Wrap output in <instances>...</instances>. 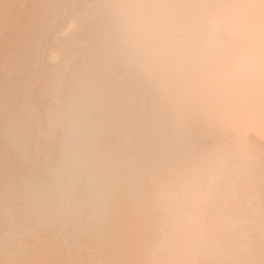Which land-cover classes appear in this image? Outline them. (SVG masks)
Returning a JSON list of instances; mask_svg holds the SVG:
<instances>
[{
	"label": "rangeland",
	"instance_id": "1",
	"mask_svg": "<svg viewBox=\"0 0 264 264\" xmlns=\"http://www.w3.org/2000/svg\"><path fill=\"white\" fill-rule=\"evenodd\" d=\"M51 1L0 58V264H145L168 223L181 264H264L248 250L264 239V156L241 168L247 155L233 151L241 136L264 149V63L254 70L241 45L259 42L264 0ZM222 143L233 164L209 156ZM247 180L254 196L239 195ZM239 205L237 223L223 221ZM244 224L247 249L228 254Z\"/></svg>",
	"mask_w": 264,
	"mask_h": 264
},
{
	"label": "bare ground",
	"instance_id": "2",
	"mask_svg": "<svg viewBox=\"0 0 264 264\" xmlns=\"http://www.w3.org/2000/svg\"><path fill=\"white\" fill-rule=\"evenodd\" d=\"M50 2H51V6H52V1L51 0H49ZM55 1V0H54ZM53 1V2H54ZM57 1H59V0H57ZM62 1H64V0H62ZM92 1V0H91ZM96 1V0H95ZM115 1V0H114ZM118 1V0H117ZM120 1V0H119ZM125 1V0H124ZM142 1V0H141ZM48 2V0H0V53H2V54H0V58L1 57H3V55L5 56V54H6V56H8L9 54V52H8V49L10 48V47H12V46H14V44H16V43H18V40L19 41H21L22 40V38H23V33H24V36H28V35H30V36H32L31 34L32 33H35V31H36V29H34L35 28V26H36V24L34 23V26H33V24H31V22L33 23V22H35V20H36V18L39 16V13H41V11H45V9H47V8H45L46 7V3ZM50 2H49V5H50ZM56 2V1H55ZM66 2V1H65ZM105 2V1H104ZM73 3V2H72ZM84 3H85V1H84ZM94 3V2H93ZM75 4V3H74ZM77 4V3H76ZM97 4V3H96ZM105 4V3H104ZM121 4H122V2H121ZM121 4H116V6L118 5H120V7H121ZM128 4V3H127ZM134 4H135V2H134ZM60 5V4H59ZM63 5V4H62ZM88 5V4H87ZM86 5V6H87ZM106 5V4H105ZM110 5V4H109ZM54 6V5H53ZM78 6V5H77ZM84 6V5H83ZM98 6V5H97ZM100 6V5H99ZM55 7H57V6H55ZM59 7V6H58ZM79 7V6H78ZM96 7V6H95ZM119 7V8H120ZM130 7V6H129ZM61 8V7H60ZM76 8V7H75ZM84 8H85V6H84ZM105 8H106V6H105ZM126 8H128V6L126 7ZM74 9V8H73ZM114 9V8H113ZM118 9V8H117ZM129 9V8H128ZM133 9V8H132ZM136 9V8H135ZM48 10V9H47ZM51 10V9H50ZM50 10L48 11L49 13H50ZM62 10V9H61ZM77 10H79V9H77ZM93 10V9H92ZM94 10H95V8H94ZM108 10V9H107ZM75 11V10H74ZM80 11V10H79ZM114 11V10H113ZM73 12V11H72ZM77 12V11H76ZM83 12V11H82ZM112 12V11H111ZM51 13H53V12H51ZM57 13V12H56ZM62 13V12H61ZM60 13V14H61ZM110 13V12H109ZM121 13V12H120ZM44 14H47V11H46V13H44ZM54 14V13H53ZM125 14V13H124ZM43 15V14H42ZM41 15V16H42ZM67 15H70V14H67ZM77 15V14H76ZM131 15V14H130ZM40 16V17H41ZM50 16V15H49ZM66 16V15H65ZM73 16V15H72ZM71 16V17H72ZM85 16V15H84ZM93 16V15H92ZM123 16V15H122ZM45 17V16H44ZM126 17V16H125ZM50 18H52V17H50ZM49 18V19H50ZM55 18H56V15H55ZM104 18V17H103ZM124 18V17H123ZM38 19V18H37ZM48 18H46V20H47ZM48 19V20H49ZM53 19V18H52ZM120 19V18H119ZM42 20V19H41ZM46 20H43L44 22H46ZM47 20V21H48ZM54 20V19H53ZM53 20H50V22H52ZM65 20V19H64ZM69 20V19H68ZM102 20H104V19H102ZM118 20V19H117ZM235 20H237V19H235ZM255 18H249L248 20H243V25L245 24V26H246V28L244 27V32H246L247 34H248V32L250 31V29H249V25L250 24H254V22H255ZM60 21V20H59ZM80 21V20H79ZM83 21H84V19H83ZM99 22H100V20H98ZM120 21V20H119ZM56 22V21H55ZM88 22V21H87ZM43 23V22H42ZM66 23V22H65ZM229 23H234L233 21H230ZM48 23H46V25H47ZM62 24V23H61ZM95 24V23H94ZM99 24V23H98ZM117 24V23H116ZM32 25V26H31ZM38 25H40V24H38ZM43 25V24H42ZM57 25V24H56ZM66 25V24H65ZM88 25V24H87ZM103 25V24H102ZM27 26H30V27H34L33 29L35 30V31H31V30H33L32 28H30V27H27ZM44 27H45V25H43ZM80 26V25H79ZM83 26V25H82ZM225 26V25H224ZM25 27V28H24ZM43 27V28H44ZM49 27V26H48ZM53 27V26H52ZM84 27V26H83ZM106 27V26H105ZM104 27V28H105ZM28 28H30V31H29V29ZM74 28V27H73ZM26 29V30H25ZM39 29H41V27L39 28ZM39 29L37 30V31H39ZM48 29V28H47ZM86 29V28H85ZM226 29H228V27H226ZM26 32H25V31ZM27 30H28V32H27ZM45 30V29H44ZM60 30V29H59ZM64 30V29H63ZM41 31V30H40ZM56 31V30H55ZM75 31V30H74ZM112 31V30H111ZM43 32V31H42ZM46 32V31H45ZM103 32V31H102ZM106 32V31H105ZM27 33H30V34H28V35H25V34H27ZM37 33L38 32H36V35H37ZM53 33V32H52ZM94 33V32H93ZM254 33H255V35H254V37H255V39H258L259 40V42H250V41H244L245 40V38L243 39V40H241V45L243 44V47L245 48V49H255V53H251V52H249V56L251 57V61H250V64H251V67L254 69V70H257V68L259 67V66H261L264 62H263V60H264V29H257V30H255L254 31ZM41 33L39 32L38 33V35H40ZM44 35H45V33H43ZM72 34V33H71ZM84 34V33H83ZM87 34V33H86ZM35 34H33V36H34ZM35 35V36H36ZM53 35V34H52ZM56 36H57V34H55ZM82 35V34H81ZM29 36V37H30ZM34 36V37H35ZM73 36V35H72ZM93 36V35H92ZM98 36V35H97ZM44 37V36H43ZM46 37V36H45ZM44 37V38H45ZM49 37V36H48ZM70 37V36H69ZM84 37V36H83ZM87 37H89V36H87ZM26 38V37H25ZM24 38V39H25ZM28 38V37H27ZM64 38V37H63ZM76 38V37H75ZM31 39V38H30ZM47 39V38H46ZM93 39V38H92ZM99 39V38H98ZM37 40V39H36ZM39 40V39H38ZM48 40V39H47ZM64 40H65V38H64ZM63 40V41H64ZM69 40H71L70 38H69ZM55 41H56V39H55ZM55 41L53 42V43H55ZM22 42H23V40H22ZM21 42V43H22ZM45 42V41H44ZM47 42V41H46ZM56 42H58V44L61 42V41H56ZM25 43H26V41H25ZM30 44H32L31 42H29ZM29 43H27L28 44V47H31V45L29 46ZM42 43V42H41ZM50 44V43H49ZM57 44V45H58ZM66 44V43H65ZM86 44V43H85ZM17 46H18V44H16ZM22 44H20L19 43V49H20V47H22L21 46ZM55 45H56V43H55ZM54 45V47H56ZM62 45V44H61ZM71 45V44H70ZM239 45V44H238ZM17 46H16V48H17ZM36 45H34V47H35ZM41 46V45H40ZM44 46V45H43ZM52 46V45H51ZM65 46V45H64ZM24 47H25V45H24ZM23 47V48H24ZM53 47V46H52ZM59 46H57L56 48H58ZM67 47H68V45H67ZM87 47V46H86ZM33 48V47H32ZM49 48V47H48ZM56 48H55V50H56ZM60 48V47H59ZM29 49V48H28ZM27 50V49H26ZM168 50V49H167ZM13 51H15V48H14V50ZM17 51V50H16ZM51 51V50H50ZM56 51H58V50H56ZM72 51H73V49H72ZM171 51V50H170ZM22 52V51H21ZM21 52H19V53H21ZM66 52V51H65ZM52 53H56L55 51L54 52H52ZM38 54V53H37ZM36 54V55H37ZM13 55V54H12ZM12 55H11V57H12ZM16 55H19V54H16ZM27 55H28V53H27ZM49 55V54H48ZM15 56V55H14ZM22 56L23 55H21V58H22ZM26 56V55H25ZM24 56V57H25ZM19 57V56H18ZM18 57H16V58H18ZM27 57V56H26ZM33 57V56H32ZM56 57V56H55ZM5 58V57H4ZM8 58V57H7ZM6 58V61L7 60H9V59H7ZM45 58V57H44ZM100 58V57H99ZM98 58V59H99ZM38 59V58H37ZM53 59V58H52ZM68 59V58H67ZM3 61H4V59H2ZM18 60V59H17ZM25 60V59H24ZM110 60V59H109ZM2 61V62H3ZM19 61H20V59H19ZM33 61V60H32ZM60 61V60H59ZM63 61V60H62ZM61 61V62H62ZM10 62V61H9ZM14 62V61H13ZM15 62H17V61H15ZM29 62V61H28ZM56 62V61H55ZM75 62V61H74ZM6 63V62H5ZM11 64H13L12 62H10ZM26 63H27V61H26ZM34 63V62H33ZM106 63V62H105ZM25 64V63H24ZM38 64H40V63H38ZM2 65V64H1ZM0 65V66H1ZM10 65V64H9ZM17 65V64H16ZM31 65V64H30ZM47 65V64H46ZM72 65V64H71ZM4 66V65H3ZM6 66H7V64H6ZM5 66V67H6ZM28 66H29V63H28ZM2 67V66H1ZM0 67V68H1ZM16 67V66H15ZM44 67H45V65H44ZM48 67H50V66H48ZM10 68H13V66H11ZM59 68V67H58ZM71 68V67H70ZM76 68V67H75ZM4 68H2V70H3ZM29 69V68H28ZM40 69V68H39ZM62 69H64V68H62ZM6 70V69H5ZM10 70V69H9ZM24 70V69H23ZM42 70H45L44 68L42 69ZM46 70H47V68H46ZM50 70H52L51 68H50ZM50 70L49 71H45V73L46 72H49L51 75H52V71L50 72ZM93 70V69H92ZM12 71H13V69H12ZM12 71H9L10 73L12 72ZM14 71H16V69H14ZM25 71V70H24ZM55 71V70H54ZM62 71V70H61ZM5 72H7V71H5ZM16 72H18V70L16 71ZM26 72H28V70L26 71ZM30 72V71H29ZM57 72V71H56ZM110 72H112V71H110ZM182 72V71H181ZM184 72V71H183ZM24 73V72H23ZM41 73H42V71H41ZM40 73V74H41ZM45 73H44V77L46 76V80L45 81H47V79H48V77L47 76H49V77H51L52 78V76H50V75H48L47 73H46V75H45ZM127 73V72H126ZM12 74V73H11ZM18 74V73H17ZM25 74V73H24ZM27 74H29V73H27ZM3 75V74H2ZM7 75V74H6ZM100 75V74H99ZM120 75V74H119ZM182 75H184V74H181V76ZM189 75V74H188ZM188 75H187V77H188ZM9 76V75H8ZM11 76V75H10ZM25 76V75H24ZM27 76V75H26ZM41 76V75H40ZM185 76H186V74H185ZM3 77V76H2ZM13 77H14V72H13ZM12 77V78H13ZM15 77H16V75H15ZM38 77V76H37ZM42 77H43V75H42ZM42 77H40V78H42ZM197 77V76H196ZM8 77H6V78H4V79H7ZM11 78V77H10ZM21 78V77H20ZM26 78V77H25ZM116 78V77H115ZM262 78H264V76L263 77H254V79H255V81H257V82H255V83H257V84H259V83H261L262 81ZM24 79V78H23ZM27 79V78H26ZM36 79V78H35ZM135 79V78H134ZM252 78H247V77H243V79L242 80H244L243 82L244 83H246L247 82V80H251ZM8 80V79H7ZM10 80V79H9ZM16 79H14V81H15ZM18 80V79H17ZM20 80H22V79H20ZM43 80V79H42ZM41 80V82L39 83V85L40 84H42L43 85V81ZM184 80V79H183ZM246 80V81H245ZM6 81V80H5ZM24 80H22V82H23ZM27 81V80H26ZM50 81H52V79H50ZM10 82H12V79H11V81ZM16 82H18V81H16ZM38 82V81H37ZM145 82V81H144ZM250 82V81H249ZM248 82V83H249ZM254 82V81H253ZM0 83H1V80H0ZM5 83V82H4ZM12 83H15V82H12ZM19 83V82H18ZM17 83V84H18ZM21 83V82H20ZM102 83V82H101ZM122 83V82H121ZM241 84V88H244L247 84ZM3 84V83H2ZM16 84V83H15ZM46 84V83H45ZM44 84V85H45ZM142 84V83H141ZM155 84V83H154ZM10 86H11V84H9ZM14 85V84H13ZM21 85V84H20ZM140 85V84H139ZM242 85H244V86H242ZM250 85H252L251 83H250ZM254 85V84H253ZM252 85V86H253ZM256 85V84H255ZM254 85V86H255ZM10 86H8V88L10 87ZM36 86H38V84H36ZM63 86V85H62ZM145 86H147V85H145ZM194 86V85H193ZM252 86H250V87H252ZM33 87V86H32ZM41 87H43V86H41ZM90 87V86H89ZM12 89H14L13 87H11ZM10 88V89H11ZM40 87H38V89H39ZM50 88V87H49ZM110 88V87H109ZM246 88H247V86H246ZM10 89H8V90H10ZM10 90V91H13V90ZM34 89V88H33ZM60 89V88H59ZM202 89V88H201ZM248 89H250V88H248ZM248 89H245L246 91H249ZM18 90V89H17ZM37 89H35V91H36ZM49 90V89H48ZM110 90V89H109ZM203 90V89H202ZM9 91V92H10ZM15 92H16V90H14ZM22 91V90H21ZM30 91H32V90H30ZM34 90H33V92H35ZM149 91V90H148ZM244 91V90H243ZM37 92V91H36ZM39 92V91H38ZM37 92V93H38ZM56 92V91H55ZM143 92V91H142ZM192 92V91H191ZM4 93V92H3ZM7 93V92H6ZM13 93V92H12ZM11 93V94H12ZM17 93V92H16ZM19 93H21L20 92V89H19ZM36 93V94H37ZM67 93V92H66ZM119 93V92H118ZM197 93V92H196ZM215 93V92H214ZM47 94V93H46ZM136 94V93H135ZM13 95H17V94H13ZM195 95V94H194ZM1 96V95H0ZM5 96H8V95H5ZM42 96V95H41ZM96 96V95H95ZM205 96V95H204ZM9 97V96H8ZM15 97V96H14ZM21 97V96H20ZM27 97V96H26ZM137 97V96H136ZM170 97V96H169ZM197 97V96H196ZM4 98V97H3ZM46 98V97H45ZM90 98H91V96H90ZM189 98V97H188ZM5 99V98H4ZM11 99V98H10ZM40 99V98H39ZM21 100V99H20ZM33 100V99H32ZM80 100V99H79ZM144 100V99H143ZM153 100V99H152ZM183 100V99H182ZM10 101V100H9ZM14 101V100H13ZM24 101V100H23ZM31 101V100H30ZM89 101V100H88ZM88 101H87V103H88ZM236 101V100H235ZM1 102V101H0ZM3 102V101H2ZM8 102V101H7ZM15 102V101H14ZM16 102H18V101H16ZM75 102V101H74ZM79 102V101H78ZM85 102V101H84ZM90 102V101H89ZM92 102V101H91ZM127 102V101H126ZM186 102V101H185ZM197 102V101H196ZM253 102V101H252ZM251 102V103H252ZM21 103V102H20ZM19 103V104H20ZM47 103V102H46ZM56 103V102H55ZM86 102H85V104H87ZM4 104V103H3ZM12 104V103H11ZM35 104V103H34ZM84 104V105H85ZM208 104V103H207ZM217 104V103H216ZM259 104V106H260V104L261 103H258ZM22 105V104H21ZM171 105V104H170ZM242 105V104H241ZM23 106V105H22ZM257 106V105H256ZM255 106V108H257ZM262 106V107H261ZM260 107L261 108H263V103H262V105H261ZM50 107V106H49ZM85 107V106H84ZM91 107V106H90ZM89 107V108H90ZM202 107V106H201ZM213 107V106H212ZM246 107V106H245ZM260 107H258L259 109H260ZM6 108H7V106H6ZM174 108V107H173ZM185 108V107H184ZM207 108V107H206ZM0 109H1V107H0ZM11 109V108H10ZM59 109V108H58ZM144 110V109H143ZM197 110V109H196ZM261 110H263V109H261ZM211 111V110H210ZM71 112V111H70ZM77 112H79V111H77ZM82 112H83V110H82ZM143 112V111H142ZM147 112V111H146ZM200 112V111H199ZM47 113V112H46ZM58 113V112H57ZM206 113V112H205ZM61 114V113H60ZM234 114V113H233ZM249 114V113H248ZM77 114H75V116H76ZM80 115V114H79ZM134 115V114H133ZM207 115H209V114H207ZM221 115V114H220ZM247 115V114H246ZM234 116V115H233ZM248 116V115H247ZM7 117V116H6ZM52 117V116H51ZM60 117V116H59ZM244 117V116H243ZM252 116H250V118H251ZM254 117V116H253ZM58 118V117H57ZM81 118V117H80ZM249 118V119H250ZM255 118V117H254ZM42 119V118H41ZM44 119V118H43ZM59 119V118H58ZM199 119V118H198ZM262 119V118H261ZM83 120H84V118H83ZM221 120V119H220ZM253 120V119H252ZM61 121V123H63L62 122V120H60ZM59 121V122H60ZM64 121V120H63ZM75 121V120H74ZM202 121V120H201ZM244 121V120H243ZM251 121V120H250ZM50 122V121H49ZM72 122V121H71ZM252 122V121H251ZM255 122V121H254ZM263 122V121H262ZM42 123V122H41ZM178 123V122H177ZM180 123V122H179ZM235 123V122H234ZM253 123V122H252ZM259 123V122H258ZM241 124V123H240ZM246 124H249L248 122L246 123ZM256 124V123H255ZM186 125V124H185ZM194 125V124H193ZM237 125V124H236ZM57 126V125H56ZM232 126H233V124H232ZM231 126V127H232ZM255 125H254V123H253V126L252 127H254ZM259 126V125H258ZM257 126V127H258ZM39 127V126H38ZM49 127V126H48ZM142 127V126H141ZM196 127V126H195ZM238 127V126H237ZM240 127V126H239ZM248 127L250 128L251 126H250V124L248 125ZM252 127H251V129H252ZM174 128V127H173ZM183 128V127H182ZM243 128H244V126H243ZM246 128V127H245ZM249 128H248V130H249ZM261 128H262V130H263V127L261 126ZM261 128L259 127V130H261ZM44 129V128H43ZM212 129V128H211ZM230 129V128H229ZM236 129V128H235ZM238 129V128H237ZM256 129V128H255ZM82 130L84 131V129L82 128ZM188 130V129H187ZM197 130V129H196ZM222 130V129H221ZM231 130H232V128H231ZM248 130H246L247 132H248V134H250L251 132H249ZM89 131H91V130H89ZM204 131V130H203ZM215 131H216V129H215ZM240 131V130H239ZM244 131V130H243ZM254 131H256V130H254ZM13 132V131H12ZM40 132V131H39ZM80 132V131H79ZM219 132V131H218ZM247 132H245V137H246V135H247ZM261 132H263V131H261ZM89 133V132H88ZM193 133V132H192ZM226 133V132H225ZM254 133V132H253ZM252 133V137H254V135L255 134H253ZM256 133V132H255ZM2 134V133H1ZM6 134V133H5ZM64 134V133H63ZM86 134V133H85ZM201 134V133H200ZM220 134V133H219ZM256 134H258V133H256ZM37 135V134H36ZM45 135V134H44ZM92 135H94V134H92ZM262 135V134H261ZM34 136V135H33ZM39 136V135H38ZM241 136V135H240ZM244 136V135H243ZM248 136V135H247ZM257 136V135H256ZM255 136V137H256ZM49 137V136H48ZM51 137V136H50ZM60 137V136H59ZM85 137V136H84ZM242 137V136H241ZM241 137H239L240 138V140H236V143L234 144V147L237 149H233V151L235 150V151H238V153L239 152H241V153H239V154H245V155H247V158L245 157V159H246V161H248V162H246L245 160H244V158H243V163H240V162H242L241 160H239V164L240 165H242L241 166V168H243V167H249V166H253V165H261V161L257 158V157H259L260 156V154L262 153V155L264 156V149L261 151V148L260 147H262V146H260V141H259V139L257 140V141H259L257 144H259V145H256V144H254L255 142H257V141H255V142H253V140L252 139H257V138H252L251 140L249 139L250 137L248 136L247 138H241ZM264 137V136H263ZM41 138V137H40ZM76 138V137H75ZM208 138V137H207ZM259 138V137H258ZM60 139V138H59ZM195 139V138H194ZM217 139H219V138H217ZM227 139H228V137H227ZM226 139V140H227ZM207 140V139H206ZM38 141V140H37ZM45 141V140H44ZM51 141V140H50ZM85 141V140H84ZM230 141V140H229ZM233 141V140H232ZM252 141V142H251ZM30 142V141H29ZM55 142V141H54ZM262 142H264V140L262 139ZM262 142H261V145H262ZM49 143V142H48ZM101 143V142H100ZM40 144V143H39ZM54 144V143H53ZM223 144V143H222ZM229 144V146H231V144L232 143H228ZM227 143H226V145L225 144H223V145H221L219 148H217V149H215V150H211L210 152H209V156H211V157H213V158H215V159H217V160H219L220 162H222V163H227V164H233L234 162V160L232 159V154L233 153H235V152H233L232 151V154H231V150H230V148H227V145H228ZM42 146V145H41ZM53 146V145H52ZM55 146V145H54ZM233 147V146H232ZM53 148V147H52ZM87 148V147H86ZM49 150V149H48ZM76 150V149H75ZM87 150H89V149H87ZM86 151V150H85ZM90 151V150H89ZM254 151H255V153H257L258 152V154H259V156H258V154L256 155L255 153H254ZM34 153V152H33ZM77 153V152H76ZM237 153V154H238ZM91 154V153H90ZM86 155V154H85ZM234 155V154H233ZM261 155V156H262ZM91 156V155H90ZM235 156V155H234ZM243 156V155H242ZM260 156V157H261ZM240 157H241V155H240ZM91 158V157H90ZM263 158V157H262ZM10 160V159H9ZM133 160V159H132ZM83 161V160H82ZM40 162V161H39ZM89 162V161H88ZM118 162V161H117ZM264 162V161H263ZM83 163V162H82ZM111 163V162H110ZM23 164V163H22ZM79 164V163H78ZM88 164V163H87ZM89 165V164H88ZM263 165V164H262ZM98 169V168H97ZM21 171V170H20ZM100 171V170H99ZM27 177V176H26ZM44 177V176H43ZM13 178V177H12ZM47 181H49V180H47ZM144 181V180H143ZM24 185V184H23ZM258 185V183H257V181H255V180H247V182H245L244 184H243V186H241V188H240V190H239V195H241V194H246L245 196L247 197V195L248 196H254L253 194H251V195H249L248 193H250V192H248L249 190L250 191H252L253 193H254V191L252 190V189H254L255 190V192H258V191H256V189L258 188V187H256ZM47 186V185H46ZM57 186V185H56ZM12 189V188H11ZM243 191H244V193H243ZM223 194V193H222ZM53 195V194H52ZM215 196V197H214ZM213 197H212V199H214V200H216V199H218L219 198V200H220V198H222L223 196H220V195H214ZM262 196V195H261ZM51 198V197H50ZM216 198V199H215ZM231 198V197H230ZM249 198V197H248ZM248 198H246V199H248ZM234 200V199H233ZM28 201V200H27ZM232 201V200H231ZM56 202V201H55ZM214 202V201H213ZM263 203V202H262ZM262 203H261V199H260V197H258L257 198V203H255V205H254V207H256V208H258V209H260L261 208V206H263L262 205ZM215 204V203H214ZM40 205V204H39ZM237 208V207H236ZM44 209V208H43ZM213 210H214V208H212ZM227 209H229V208H227ZM263 211H264V209L263 208H261ZM46 210V209H45ZM182 210V209H181ZM218 210V209H217ZM225 210V209H224ZM233 210V209H232ZM215 211V210H214ZM229 211H230V209H229ZM247 211V207L245 206L243 209H242V206L241 205H239V207H238V209H234L233 211H232V213H229L227 216V219L226 220H223V221H226V223L227 224H231V225H235L236 223H237V221H238V219L240 218V216H242L245 212ZM218 212V211H217ZM222 212H223V210H222ZM225 212V211H224ZM215 214V213H214ZM220 214H222V213H220ZM95 216V215H94ZM220 216V215H219ZM225 216H226V214H225ZM30 219V218H29ZM225 219V218H224ZM28 220V219H27ZM1 221V220H0ZM23 222V221H22ZM6 223V222H5ZM27 223V222H26ZM59 224V223H58ZM167 226L165 227V229H166V231H168V233L167 232H165L164 230H162V232H161V235H160V237L161 238H159V236H158V238L157 239H155V241H157L158 240V242H157V252L156 251H154V253H153V255H154V258L152 257L151 258V260L150 261H147L148 263H145V264H169L170 262H171V260L173 261L172 263L173 264H175V263H177V261L176 260H178V258H177V256H178V254H180L179 252H181V248H179V250H178V247L176 248L177 250H174L175 248L174 247H171L173 250L171 251V253L169 254L173 259H171L170 258V256H168V255H166L165 253H164V251L166 250V253L168 252V251H170V250H168L169 248H168V246L170 245V243H171V240L172 241H174V238L172 239V236H171V234L169 233V229H170V223H168V224H166ZM16 226V225H15ZM71 226V225H70ZM91 226V225H90ZM6 228V227H5ZM99 228V227H98ZM3 229V228H2ZM160 229H162V227L160 228ZM40 230V229H39ZM187 230V229H186ZM157 231V230H156ZM159 231V230H158ZM161 231V230H160ZM1 232V231H0ZM186 232V231H185ZM189 232H191V231H189ZM188 232V233H189ZM160 233V232H159ZM211 233V232H210ZM4 234V233H3ZM233 234L234 235H231L232 236V238H237L238 240H239V242L238 243H236V246L233 244L232 246H229L230 248L231 247H233L234 246V251L236 250L237 252H239L240 250L238 249V248H240L241 250H245V249H247V247H245L246 246V244H245V238L247 237V236H249L250 234H251V226H249V225H243V226H241V230L240 231H234L233 232ZM179 235H182V234H179ZM43 236V235H42ZM236 236H241V237H236ZM156 237V236H155ZM177 237V236H176ZM0 238H2V237H0ZM206 239V238H205ZM60 240V239H59ZM176 241V240H175ZM174 241V242H175ZM178 241H179V239H178ZM181 241V240H180ZM206 241V240H205ZM32 242V241H31ZM34 242V241H33ZM170 242V243H169ZM182 242V241H181ZM61 243V242H60ZM63 243V242H62ZM168 243V244H167ZM179 242H177V243H173L172 242V245H180V244H178ZM189 243H191V244H189V247H191V248H189V249H194L196 246H195V243H193V242H189ZM168 246H167V245ZM186 245V244H185ZM153 247H154V245H153ZM164 247V248H163ZM236 247H238V248H236ZM168 248V249H167ZM236 248V249H235ZM34 249V248H33ZM57 249V248H56ZM71 249V248H70ZM165 249V250H164ZM198 249V248H197ZM43 250V249H42ZM153 250V249H152ZM248 250H249V252L250 251H255L256 253L258 252V256L260 257V258H264V239H258V240H256V243H255V246L253 247V246H249V248H248ZM23 251V250H22ZM27 251V250H26ZM46 251V250H45ZM191 252H192V250H190ZM188 252L187 254H189V253H191V252ZM194 251V250H193ZM234 251H232V248H231V250H229V252H228V254H230L231 252H234ZM177 252V253H176ZM197 252V251H196ZM41 253V252H40ZM54 253V252H53ZM194 252H192V254H193ZM235 253V252H234ZM152 254V253H151ZM173 254V255H172ZM177 254V255H176ZM227 254V255H228ZM28 255V254H27ZM31 255V254H30ZM33 255V254H32ZM166 255V257L168 256L169 258H170V260H169V258H168V260H167V262H169V263H167V262H165L166 261V259H165V261H164V257L163 256H165ZM174 255L176 256V257H174ZM210 255H212V254H210ZM14 256V255H13ZM12 256V257H13ZM19 256V255H18ZM17 256V257H18ZM151 256V255H150ZM229 256V255H228ZM262 256V257H261ZM47 257V256H46ZM50 257V256H49ZM162 257V258H161ZM165 257V258H166ZM34 258V257H33ZM147 259V258H146ZM159 259V260H158ZM10 260V259H9ZM145 260V259H144ZM148 260V259H147ZM162 260H163V262L164 263H162ZM45 261V260H44ZM28 262V261H27ZM39 262V261H38ZM175 262V263H174ZM178 262H179V260H178ZM180 263V262H179ZM30 264V263H29ZM181 264V263H180Z\"/></svg>",
	"mask_w": 264,
	"mask_h": 264
}]
</instances>
